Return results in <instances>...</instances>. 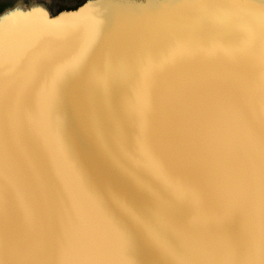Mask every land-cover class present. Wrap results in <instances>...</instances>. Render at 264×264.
Masks as SVG:
<instances>
[{
    "label": "snow or ice",
    "instance_id": "snow-or-ice-1",
    "mask_svg": "<svg viewBox=\"0 0 264 264\" xmlns=\"http://www.w3.org/2000/svg\"><path fill=\"white\" fill-rule=\"evenodd\" d=\"M59 2L0 16L42 22L0 31V264H264V0ZM70 120L148 195L118 202L146 248Z\"/></svg>",
    "mask_w": 264,
    "mask_h": 264
},
{
    "label": "water",
    "instance_id": "water-1",
    "mask_svg": "<svg viewBox=\"0 0 264 264\" xmlns=\"http://www.w3.org/2000/svg\"><path fill=\"white\" fill-rule=\"evenodd\" d=\"M156 2H159V0L125 5L143 7ZM74 22L75 21L71 23ZM68 136L83 160L90 165L89 171L93 183L98 192L105 197L110 210L129 232L137 248H146V241L144 240L138 225L130 217L124 214L118 202H123L137 212L143 213L146 211L149 204L148 195L131 179L124 176L118 169L108 162L92 140L83 134L78 129L77 124L71 120L68 125Z\"/></svg>",
    "mask_w": 264,
    "mask_h": 264
},
{
    "label": "rangeland",
    "instance_id": "rangeland-1",
    "mask_svg": "<svg viewBox=\"0 0 264 264\" xmlns=\"http://www.w3.org/2000/svg\"><path fill=\"white\" fill-rule=\"evenodd\" d=\"M151 0H114L115 3L119 4H132V3H147ZM254 3L259 4L261 0H253ZM33 3H40V4H50L52 3V0H0V16H3L5 12L10 11L13 8H21V9H27V7L30 4ZM62 10L63 9H72L73 4L70 2V0H60L58 5ZM73 20H70L66 23H71ZM42 23L41 20L38 17H32L30 19H24V18H14L13 20L7 22L2 27H0V31H7L11 29H15L19 26H25V25H37ZM65 25H58L56 27H62Z\"/></svg>",
    "mask_w": 264,
    "mask_h": 264
}]
</instances>
